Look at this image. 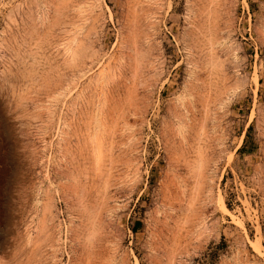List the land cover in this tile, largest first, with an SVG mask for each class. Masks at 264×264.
<instances>
[{"label":"rangeland","instance_id":"374dc122","mask_svg":"<svg viewBox=\"0 0 264 264\" xmlns=\"http://www.w3.org/2000/svg\"><path fill=\"white\" fill-rule=\"evenodd\" d=\"M0 264H264V0H0Z\"/></svg>","mask_w":264,"mask_h":264},{"label":"bare ground","instance_id":"6f19581e","mask_svg":"<svg viewBox=\"0 0 264 264\" xmlns=\"http://www.w3.org/2000/svg\"><path fill=\"white\" fill-rule=\"evenodd\" d=\"M221 208H222V210L224 211V212H227V209L225 208V206H224V204H223V202L221 201Z\"/></svg>","mask_w":264,"mask_h":264}]
</instances>
